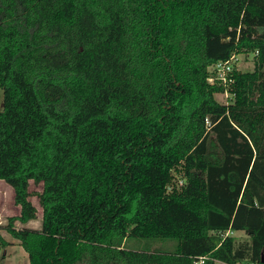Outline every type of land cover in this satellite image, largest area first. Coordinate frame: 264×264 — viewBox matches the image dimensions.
<instances>
[{
  "label": "trees",
  "instance_id": "trees-1",
  "mask_svg": "<svg viewBox=\"0 0 264 264\" xmlns=\"http://www.w3.org/2000/svg\"><path fill=\"white\" fill-rule=\"evenodd\" d=\"M0 87L30 264H264V0H0Z\"/></svg>",
  "mask_w": 264,
  "mask_h": 264
},
{
  "label": "rangeland",
  "instance_id": "rangeland-1",
  "mask_svg": "<svg viewBox=\"0 0 264 264\" xmlns=\"http://www.w3.org/2000/svg\"><path fill=\"white\" fill-rule=\"evenodd\" d=\"M238 60L236 65L242 70H252L254 67L253 54L247 51H240L237 53ZM216 97L219 101L225 102L228 98V92H218ZM3 106V89L0 87V109ZM222 151L218 146L214 137H210L209 141V158L213 161L221 158ZM182 178L179 179V184L182 183ZM42 183L30 182V191L32 192L29 197L38 208L37 218L29 220L27 223H22L19 220L15 221L18 228L23 226H30L32 228L41 227L42 208L39 203L37 192L42 190ZM21 206L14 201V189L5 181L0 179V235L10 242L7 246L0 245V264H30L27 251L19 244L6 228L9 217L15 216L20 213ZM237 238L243 239L246 235L242 232H237ZM216 264H227L217 261Z\"/></svg>",
  "mask_w": 264,
  "mask_h": 264
},
{
  "label": "built area",
  "instance_id": "built-area-1",
  "mask_svg": "<svg viewBox=\"0 0 264 264\" xmlns=\"http://www.w3.org/2000/svg\"><path fill=\"white\" fill-rule=\"evenodd\" d=\"M237 60H238V55L235 53L230 57V59L219 61L215 63L214 65H212V70H214L217 75L210 76L208 80L210 82H214L216 78H219L220 80H223L224 82H227L228 80L232 81L231 76L229 77L228 75L233 69V66L236 64ZM233 233H234L233 230L228 229L225 232H222L221 235L225 236V235H229ZM208 258H209L208 256H201L195 261V264H205V261Z\"/></svg>",
  "mask_w": 264,
  "mask_h": 264
}]
</instances>
